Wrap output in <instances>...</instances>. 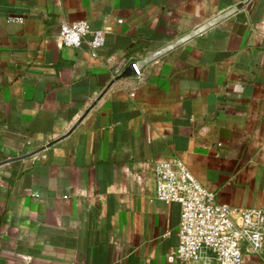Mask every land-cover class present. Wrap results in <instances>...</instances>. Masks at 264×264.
Returning <instances> with one entry per match:
<instances>
[{"label": "crops", "instance_id": "1", "mask_svg": "<svg viewBox=\"0 0 264 264\" xmlns=\"http://www.w3.org/2000/svg\"><path fill=\"white\" fill-rule=\"evenodd\" d=\"M62 21L108 29L104 44L62 45ZM40 148L0 165V264H183L155 163L181 160L220 204L264 208V0H0V162Z\"/></svg>", "mask_w": 264, "mask_h": 264}, {"label": "built area", "instance_id": "2", "mask_svg": "<svg viewBox=\"0 0 264 264\" xmlns=\"http://www.w3.org/2000/svg\"><path fill=\"white\" fill-rule=\"evenodd\" d=\"M246 1V0H244ZM235 7L220 11L164 45L132 60L134 76L141 78L146 65L157 64L172 52L185 48L225 22ZM21 18L11 21L21 22ZM122 21L119 20L118 23ZM108 29L91 30L84 21H62L58 38L62 45L79 48L87 36L92 49L100 48ZM155 197L166 205L180 207L178 244L172 256L183 264L212 259L217 264H242L244 252L259 254L264 248V208L220 204L179 159L153 165Z\"/></svg>", "mask_w": 264, "mask_h": 264}, {"label": "water", "instance_id": "3", "mask_svg": "<svg viewBox=\"0 0 264 264\" xmlns=\"http://www.w3.org/2000/svg\"><path fill=\"white\" fill-rule=\"evenodd\" d=\"M130 76H134V73H133V70H132V68H131V66H128L126 69H125V71L120 75V77H130ZM86 114V113H85ZM85 117V115L83 116V117H81L76 123H75V125L70 129V131L69 132H71L81 121H82V119ZM68 132V133H69ZM67 133V134H68ZM63 138V137H62ZM62 138H59V139H56V140H54V141H52V142H50L49 144H48V146H51V145H53V144H55L57 141H59L60 139H62ZM42 150V148H40V149H38V150H36V151H34V152H32V153H30V154H28V155H25V156H20V157H17V158H14V159H11V160H8V161H3V162H0V165H2V164H6V163H8V162H12V161H18V160H21V159H24V158H27V157H30V156H32V155H34L35 153H37V152H39V151H41Z\"/></svg>", "mask_w": 264, "mask_h": 264}]
</instances>
